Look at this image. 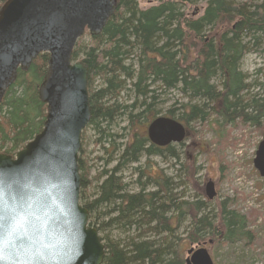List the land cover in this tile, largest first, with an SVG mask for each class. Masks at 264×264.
I'll list each match as a JSON object with an SVG mask.
<instances>
[{
  "label": "trees",
  "instance_id": "trees-1",
  "mask_svg": "<svg viewBox=\"0 0 264 264\" xmlns=\"http://www.w3.org/2000/svg\"><path fill=\"white\" fill-rule=\"evenodd\" d=\"M6 1L0 0V8ZM117 1L102 32L87 33L88 42L83 34L72 53V60L82 56L87 65L88 126L96 135L95 144L108 155L98 159L105 160L104 167L94 177L82 147L78 158L80 203L89 211L90 226L105 235L102 264H187L191 248H205L210 254L211 244H257V234L250 229L253 212L230 208L231 199L211 207L199 184L201 167H192L191 156L174 145L156 146L144 127L158 116L160 96L178 91L185 102L177 101L167 116L186 126L182 147L191 139L189 149L202 148L190 124L214 116L221 128L238 123L240 128H264V98L246 92L250 85L241 71L244 57L264 44V0H206L193 13L188 8L199 0H160L146 9L138 0ZM48 60V53H40L27 71L19 69L0 103V151L5 154L14 155L43 130L47 107L38 90ZM124 90L134 98L122 102ZM122 119L127 138L113 132ZM150 157L173 160L176 177L162 170L148 173L140 165L134 168L138 191L130 190L123 172ZM94 182L93 197L88 191ZM188 184L200 196L186 200L185 191L178 192ZM186 221L190 223L181 233ZM110 230H117L118 236L110 237Z\"/></svg>",
  "mask_w": 264,
  "mask_h": 264
},
{
  "label": "water",
  "instance_id": "water-1",
  "mask_svg": "<svg viewBox=\"0 0 264 264\" xmlns=\"http://www.w3.org/2000/svg\"><path fill=\"white\" fill-rule=\"evenodd\" d=\"M117 0H7L0 8V103L17 78L40 53L48 68L38 95L47 106L41 133L16 158L0 155V264H102L105 245L89 211L80 203L78 166L81 135L91 118L88 68L72 60L87 30L102 32ZM148 138L157 146L186 137L180 121L159 116L149 123ZM254 166L264 177V140ZM206 197L217 196L215 183ZM187 264H212L203 248L188 251Z\"/></svg>",
  "mask_w": 264,
  "mask_h": 264
},
{
  "label": "rangeland",
  "instance_id": "rangeland-1",
  "mask_svg": "<svg viewBox=\"0 0 264 264\" xmlns=\"http://www.w3.org/2000/svg\"><path fill=\"white\" fill-rule=\"evenodd\" d=\"M159 1L160 0H138V3L140 8L146 9L157 4ZM205 4L206 0H199L196 6L189 7L188 10L190 13H193L195 9H200L205 6ZM87 33L88 31L84 33V42H88ZM73 61H82V56ZM257 70H261L264 73V51L262 47L251 49L242 61V71L247 74L251 80L260 78L259 81L262 82L264 77L262 79V76L256 73ZM260 93L264 95V90L260 89ZM121 97L122 102L126 101V94ZM158 100L156 107L159 112L158 116H167L168 110L173 107H178V104L175 106L177 101L185 102V99H182L178 91L161 95ZM215 119L216 117L214 116L206 122H193L190 124V133H192V136L194 135L193 137L195 140L203 143L202 148L195 152L189 149L191 141V139H189L184 142V147L179 144L174 145L175 150L189 154L192 159L190 160V165H192V167H201L197 176L199 178L200 187L203 188L202 192L205 198L206 182L209 179L215 182L218 195L211 201V207L216 208L219 201L231 199L233 202L230 208L242 214L253 212V215L249 217V221L252 224L250 225V229L256 232L258 239L257 244L254 243L253 245L245 242L236 243L232 246L211 244L210 247H208L212 256L210 259L213 261L212 264H264V177L260 175L253 162L258 145L264 139V128L261 131L254 126L240 128L238 127L240 123H238V126L232 127L231 125H227L221 128L215 123ZM262 124L264 127V119L262 120ZM125 126H127V123L122 119L119 127H115V131L113 132L119 135L123 134V136L127 138L129 131H122V128ZM144 130H147V125L144 127ZM83 131H85V136L83 144L81 142V147L83 148L82 154L83 158L86 160L87 166L90 167V177H94L103 169L104 162L106 158H108V155L101 151L95 144L96 135L91 127L87 126ZM115 139L117 142L126 141V139ZM28 143H26V145ZM22 149L10 156L16 158L17 153ZM1 154H5L3 150L0 151V155ZM99 158L105 160L100 161L98 160ZM147 162L150 164L148 165ZM173 164L174 161L171 159L167 161L160 157L143 158L139 164H133L125 169L123 172L124 182L130 184V190L138 191L137 185L133 183L137 178V175L134 174V168L140 165L146 168L148 173H156L162 170L164 174L174 178L177 172ZM111 166L112 165L105 168L110 169ZM186 186L188 187L178 189V192L185 191L186 200H193L195 197L200 196L199 190H195L189 184ZM96 187L97 183L94 182L92 188L88 191L93 197L97 191ZM171 187H173V185H171ZM153 189V187L148 188V190ZM189 223V221L184 223L181 233H183L184 227L188 226L187 224ZM116 231L117 230H110V237H114V235L118 236ZM100 236L104 237L105 235L101 233Z\"/></svg>",
  "mask_w": 264,
  "mask_h": 264
},
{
  "label": "bare ground",
  "instance_id": "bare-ground-1",
  "mask_svg": "<svg viewBox=\"0 0 264 264\" xmlns=\"http://www.w3.org/2000/svg\"><path fill=\"white\" fill-rule=\"evenodd\" d=\"M243 1V0H242ZM247 41H249V37H247L246 39ZM261 47L263 48L264 50V44L261 45ZM243 61V60H242ZM241 71H242V65H241ZM242 73L246 76V81L245 83L249 84V89L248 91H246L251 97H256V98H264V95L262 93H260V89L264 90V80L261 82L259 81L260 78H255L253 80H251V78L245 74L243 71ZM257 74L261 75L262 76V79L264 77V73L261 71V70H257L256 71ZM129 90V89H128ZM128 90H124L122 91L121 93V96L122 95H125L126 94V100H129L130 98H134V94L131 92V91H128ZM131 95H130V94ZM157 107V106H156ZM264 119V117L262 118V120ZM178 169V167L176 168V170Z\"/></svg>",
  "mask_w": 264,
  "mask_h": 264
},
{
  "label": "flooded vegetation",
  "instance_id": "flooded-vegetation-1",
  "mask_svg": "<svg viewBox=\"0 0 264 264\" xmlns=\"http://www.w3.org/2000/svg\"><path fill=\"white\" fill-rule=\"evenodd\" d=\"M215 183V182H214ZM215 188H216V184H215ZM217 190V189H216Z\"/></svg>",
  "mask_w": 264,
  "mask_h": 264
}]
</instances>
